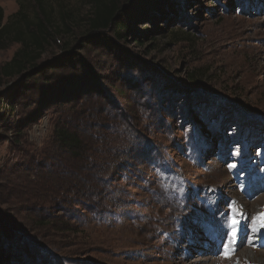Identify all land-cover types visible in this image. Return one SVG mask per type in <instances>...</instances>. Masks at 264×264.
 I'll list each match as a JSON object with an SVG mask.
<instances>
[{
  "label": "rangeland",
  "instance_id": "obj_1",
  "mask_svg": "<svg viewBox=\"0 0 264 264\" xmlns=\"http://www.w3.org/2000/svg\"><path fill=\"white\" fill-rule=\"evenodd\" d=\"M0 7L4 21L18 10ZM121 20L124 40L82 23L50 44L37 78L0 77V264H264V230L252 231L264 213V0H124ZM18 48L0 50V68ZM53 93L115 102L86 106L101 182L75 201L69 184L59 192L77 175L54 145ZM230 207L243 215L224 259Z\"/></svg>",
  "mask_w": 264,
  "mask_h": 264
},
{
  "label": "trees",
  "instance_id": "obj_2",
  "mask_svg": "<svg viewBox=\"0 0 264 264\" xmlns=\"http://www.w3.org/2000/svg\"><path fill=\"white\" fill-rule=\"evenodd\" d=\"M88 1L91 7L89 15L81 17H77L73 11L67 9L64 3H59L56 11L47 0H16L18 10L4 21L3 9L0 7V50L13 44L19 45L12 58L1 66L0 77L11 79L23 76L26 81L37 78L42 72L37 62L50 44L58 43L63 38H70L74 27L82 23L87 28L88 35L96 33L103 36L105 32H110L116 40H124L129 28L124 21H120L124 0ZM60 47L68 48L69 42L61 43ZM86 78L87 75L83 76L81 81L78 80L79 78L75 79L78 81L76 84L84 83L85 80L90 81ZM190 81H194L193 75L190 76ZM84 89L93 88L88 82ZM79 90L76 88L75 91L79 92ZM48 97H51L48 100L58 102L62 107L60 109L62 119L54 127V145L58 150L57 155L61 159L63 156H70L74 161L71 163V169H74L77 175L62 186V191H59L60 195L66 193L64 189L69 184L71 189L67 192L74 195V201L80 197L85 198V193L91 191L94 193L97 184L101 182L98 181L95 173L89 176L92 166L88 161V155L92 152L99 137H97L96 129L91 128L89 122L92 116L89 114V117H86L85 109L87 105L88 108L95 105L96 103L93 102L95 100H98V103L105 98L109 101H107L109 105L115 102L109 96L104 97V93H53L46 98ZM78 102L82 103L81 108L78 107L79 110L76 109ZM66 105L69 107L63 109ZM62 174L64 171L60 170V176Z\"/></svg>",
  "mask_w": 264,
  "mask_h": 264
},
{
  "label": "snow or ice",
  "instance_id": "obj_3",
  "mask_svg": "<svg viewBox=\"0 0 264 264\" xmlns=\"http://www.w3.org/2000/svg\"><path fill=\"white\" fill-rule=\"evenodd\" d=\"M230 167H234L233 165H230ZM229 228L230 231L227 233L228 235V241L224 244V251L221 253L224 259H230L232 257V252L234 249L230 247V245L235 244L236 242V237L238 233V226L240 221L236 219V216H242L243 213L240 212L238 209H232L231 207L229 208ZM233 213H235L233 215ZM259 224V227H253L252 231L253 232H259L261 230H264V213L259 214L257 217L252 218V224L256 225Z\"/></svg>",
  "mask_w": 264,
  "mask_h": 264
}]
</instances>
